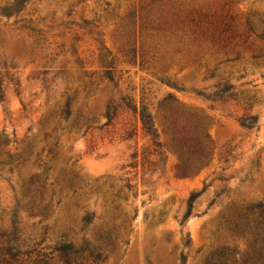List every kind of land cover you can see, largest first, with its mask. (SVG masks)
Masks as SVG:
<instances>
[{
	"label": "rangeland",
	"instance_id": "obj_1",
	"mask_svg": "<svg viewBox=\"0 0 264 264\" xmlns=\"http://www.w3.org/2000/svg\"><path fill=\"white\" fill-rule=\"evenodd\" d=\"M198 11L234 15L230 37L193 24ZM260 17L264 0H0V258L64 264L57 248L103 244L112 220L119 240L100 264H242L257 234L264 251ZM171 117L208 136L189 176L167 143Z\"/></svg>",
	"mask_w": 264,
	"mask_h": 264
},
{
	"label": "trees",
	"instance_id": "obj_2",
	"mask_svg": "<svg viewBox=\"0 0 264 264\" xmlns=\"http://www.w3.org/2000/svg\"><path fill=\"white\" fill-rule=\"evenodd\" d=\"M210 16L213 15L198 11L196 12L195 17H192L189 20L196 25H200L203 22L209 24L211 29L213 30V33L211 34L212 36L218 35L220 38L228 36L229 38L230 36L227 33L230 32L235 26V16L229 13L226 14L223 18L217 17L215 19H212L210 18ZM259 19L264 24V17H260ZM246 27L249 32H255L253 22L249 18H247L246 20ZM4 91L5 90L1 84L0 101H3ZM69 114L70 112L66 110L63 111L62 116L67 119ZM140 116L143 129L146 131V133L154 135L153 133H151L153 125H150L151 121L149 120V117L142 113L140 114ZM258 119L259 118L256 115H249L244 119L242 125L246 128H253L257 125ZM183 123L181 124V118H169L170 125L167 127V143L171 150L175 154H177L179 158L178 169L183 175L189 176L192 172H196L204 166L210 155V145L208 136L202 130H188L186 126L183 125ZM4 144L5 142L0 139V154L3 153ZM57 145L58 142L54 143L53 147L49 150V154L53 153L54 148L57 147ZM63 174L64 178L61 181H67L70 189L73 191V195H77L78 188H80L78 177L68 174L66 170H64ZM61 181H59V183ZM51 185H53V183ZM127 187L130 188L129 185ZM46 191V182L42 181L37 189V192L42 198H44V195L47 194ZM197 196L198 194H193L188 199L187 209L184 215L186 218L192 215ZM78 204L79 203L77 201L75 205L77 206ZM259 209L260 217L262 218V221L259 223V225H263L262 227H264V206H260ZM83 221L86 225H90L93 223L92 216L89 212L85 213V215L83 216ZM118 228L119 225H117L116 222L112 220L110 224L105 229H103L101 234L99 235V238L103 241V244L101 245L88 242L81 248H76L73 245L60 246L59 248H57V250L60 252V256L64 261V264H100V262L107 261L118 243ZM235 228L237 229V225L235 226ZM261 238L260 234L256 235L251 252L249 253L247 260L242 264H264V251L260 246ZM4 250L6 251L4 252V254H9L11 258H15L16 254L12 252L11 248H5ZM225 250L227 251V249ZM225 250L222 253L223 256L227 255ZM11 258H0V264H13ZM182 260H185L184 256H182ZM222 264L228 263L224 262ZM231 264L239 263L237 260H234Z\"/></svg>",
	"mask_w": 264,
	"mask_h": 264
}]
</instances>
